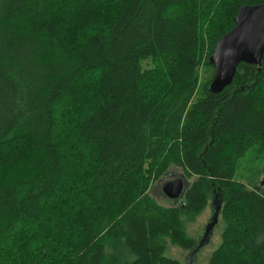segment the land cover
<instances>
[{"label": "trees", "instance_id": "obj_1", "mask_svg": "<svg viewBox=\"0 0 264 264\" xmlns=\"http://www.w3.org/2000/svg\"><path fill=\"white\" fill-rule=\"evenodd\" d=\"M264 0H0V264H181L183 215L221 203L207 264H264V58L210 90L209 60ZM61 119V121H59ZM171 167L182 207L150 190ZM215 199V200H216Z\"/></svg>", "mask_w": 264, "mask_h": 264}, {"label": "water", "instance_id": "obj_2", "mask_svg": "<svg viewBox=\"0 0 264 264\" xmlns=\"http://www.w3.org/2000/svg\"><path fill=\"white\" fill-rule=\"evenodd\" d=\"M264 58V4L260 6H249L241 9L235 20V27L226 34L216 45L215 51L209 62L215 69L213 82L210 90L214 94H221L231 86L242 63L262 66ZM264 184V182H263ZM186 182L176 179L167 182L163 186L165 195L173 200L181 199L185 194ZM221 212V203L215 200V212L212 222L206 229L204 239L191 253L192 258L207 242L212 235L213 228L218 222Z\"/></svg>", "mask_w": 264, "mask_h": 264}, {"label": "rangeland", "instance_id": "obj_3", "mask_svg": "<svg viewBox=\"0 0 264 264\" xmlns=\"http://www.w3.org/2000/svg\"><path fill=\"white\" fill-rule=\"evenodd\" d=\"M61 121V119L59 120ZM176 179H183L186 182L185 192L190 188L193 179L185 176L182 169L171 167L170 170L157 182H155L150 190V195L164 207H182V200H173L168 198L163 186L170 181ZM236 180L245 184L249 188H254L255 185L264 181V154L258 151H250L239 161V168L236 174ZM185 195V194H184ZM215 197L210 200L209 205L204 211L192 217L183 215L184 228L187 236L194 239L198 244L204 239L206 229L212 222L215 212ZM224 224L221 216L217 224L213 228L212 235L209 240L205 242L200 250L192 258V264H207L212 253L219 247L222 241ZM191 251H185L178 246H175L167 240V247L165 255L168 258L179 261L181 264H189V259L192 254Z\"/></svg>", "mask_w": 264, "mask_h": 264}]
</instances>
